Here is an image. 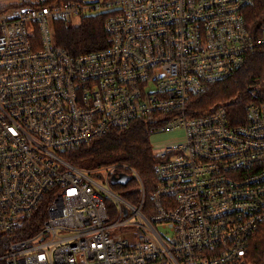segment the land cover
Masks as SVG:
<instances>
[{
  "label": "built area",
  "instance_id": "obj_1",
  "mask_svg": "<svg viewBox=\"0 0 264 264\" xmlns=\"http://www.w3.org/2000/svg\"><path fill=\"white\" fill-rule=\"evenodd\" d=\"M45 1L0 5V263L244 264L264 225V97L252 92L238 120L191 103L264 45V23L254 34L244 19L253 0ZM103 11L107 47L56 44V23ZM138 121L150 141L183 133L151 145L148 217L132 167L67 159ZM120 175L138 206L114 191Z\"/></svg>",
  "mask_w": 264,
  "mask_h": 264
},
{
  "label": "trees",
  "instance_id": "obj_2",
  "mask_svg": "<svg viewBox=\"0 0 264 264\" xmlns=\"http://www.w3.org/2000/svg\"><path fill=\"white\" fill-rule=\"evenodd\" d=\"M66 1L80 0H46L45 3ZM109 14L110 12L103 11L84 15L75 26L65 22L56 23V44L73 56L107 47L109 36L104 30V22ZM244 14L249 31L256 34L258 28L264 23V0H253ZM245 63L233 76L212 84L205 93L198 95L191 103L192 110L196 113H206L223 105L228 108L232 119L238 120L242 117L252 92L257 91L261 97H264V45L250 52ZM148 126V123L138 121L128 129H114L67 155L68 161L73 166L85 170L115 164H127L132 167L144 186L145 204H143L142 212L147 217L151 211L150 194L155 187L154 167L158 162L151 148ZM114 189L119 193L124 192L120 195L127 203L132 206L139 205L141 190L136 181H129L124 186H117ZM2 241L3 239L0 238V255L5 250ZM248 249L244 264H264V225L253 234Z\"/></svg>",
  "mask_w": 264,
  "mask_h": 264
},
{
  "label": "rangeland",
  "instance_id": "obj_3",
  "mask_svg": "<svg viewBox=\"0 0 264 264\" xmlns=\"http://www.w3.org/2000/svg\"><path fill=\"white\" fill-rule=\"evenodd\" d=\"M36 0H0V5H12L16 3H32L35 2ZM85 2L91 1V0H84ZM93 2H98L101 3L100 0H92ZM102 10V9H101ZM78 20L72 22V25H78ZM183 141V133L181 131H176L171 134H164L160 136H156L153 138L151 141L152 146H165V145H170V144H175L178 142ZM114 191H116L114 189ZM120 194H124V192L120 191Z\"/></svg>",
  "mask_w": 264,
  "mask_h": 264
},
{
  "label": "water",
  "instance_id": "obj_4",
  "mask_svg": "<svg viewBox=\"0 0 264 264\" xmlns=\"http://www.w3.org/2000/svg\"><path fill=\"white\" fill-rule=\"evenodd\" d=\"M130 180H131V178L128 176L120 175L118 178L113 177L111 179V183H112V185H122L123 186V185L127 184Z\"/></svg>",
  "mask_w": 264,
  "mask_h": 264
},
{
  "label": "bare ground",
  "instance_id": "obj_5",
  "mask_svg": "<svg viewBox=\"0 0 264 264\" xmlns=\"http://www.w3.org/2000/svg\"><path fill=\"white\" fill-rule=\"evenodd\" d=\"M248 85V84H247ZM246 86V85H245ZM251 86H253V85H251ZM248 87H249V85H248ZM246 88V87H245ZM211 98V97H210ZM117 155V154H116ZM115 156V155H114ZM119 156V155H118ZM118 156L116 157V158H118ZM112 160V159H111ZM113 162H114V160H113ZM110 163V162H109ZM96 167H98V166H96ZM95 167V168H96ZM117 188V187H116ZM145 204V203H144Z\"/></svg>",
  "mask_w": 264,
  "mask_h": 264
}]
</instances>
